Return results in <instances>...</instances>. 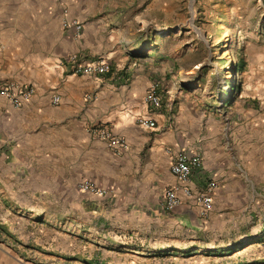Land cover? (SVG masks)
<instances>
[{
	"label": "crops",
	"instance_id": "crops-1",
	"mask_svg": "<svg viewBox=\"0 0 264 264\" xmlns=\"http://www.w3.org/2000/svg\"><path fill=\"white\" fill-rule=\"evenodd\" d=\"M96 6L92 0H0V83L36 87L20 107L0 97V201H26L10 191L21 187L31 201L61 203V213L30 212L63 219L68 234L100 236L102 247L125 255L112 264H264L257 233L231 239L239 228L232 233L224 226L233 218L226 219L230 209L244 200L245 185L216 143L214 117L191 97V79L183 74L189 67L180 65V78L167 80L166 53L157 42L144 60H128L127 46L142 41L131 39L127 20L96 14ZM70 56L106 59L111 70L75 73ZM155 83L160 107L144 101ZM237 105L228 135L241 147L247 115L262 110L264 122V69ZM141 116L156 127L138 124ZM96 126L125 138L128 147L115 154L92 134ZM181 152L202 158L188 184L192 191H204L210 179L217 183L207 218L196 199L183 194L180 206L162 208L166 191L178 185L171 165ZM84 182L105 193L84 190ZM29 263L17 248L0 246V264Z\"/></svg>",
	"mask_w": 264,
	"mask_h": 264
},
{
	"label": "rangeland",
	"instance_id": "rangeland-1",
	"mask_svg": "<svg viewBox=\"0 0 264 264\" xmlns=\"http://www.w3.org/2000/svg\"><path fill=\"white\" fill-rule=\"evenodd\" d=\"M92 2L97 3L96 14L107 12L118 20H127L131 39L142 41L127 46L128 60H144L152 54L153 44L157 42L159 49L166 53L167 80L180 78L175 76L180 65L189 67L183 74L191 79L186 84L191 97L200 100L208 118L214 117L218 124L216 143L225 150L224 159L230 158L226 163L229 169L232 167V174L245 185L244 200L230 209L226 219L233 218L224 226H232V233L239 228L240 233H233L231 239L257 233L258 240H262L259 250L264 261V122L258 116L262 110L247 115L245 145L236 147L237 141L228 135L232 127L228 118H233L240 94L244 96L252 89L264 69V0ZM229 100L231 105L225 107ZM10 191L23 194L20 198L26 201H0V246L17 248L24 262L112 264L125 261L123 253L102 247L100 236L68 234L63 219H43V214L30 212L61 213V203L36 198L31 201L33 197L21 187Z\"/></svg>",
	"mask_w": 264,
	"mask_h": 264
},
{
	"label": "built area",
	"instance_id": "built-area-1",
	"mask_svg": "<svg viewBox=\"0 0 264 264\" xmlns=\"http://www.w3.org/2000/svg\"><path fill=\"white\" fill-rule=\"evenodd\" d=\"M72 24L81 30L83 25L77 21ZM3 50V46L0 44V52ZM71 70L75 73H83L88 75H99L110 72L111 66L108 60L99 59L94 61H80L77 56H70L68 58ZM158 85L152 84L150 90L145 96V103L154 107H160L162 98L157 91ZM36 92V87L32 84L17 83V82H1L0 83V97H4L11 101L15 107H20L24 101L29 100ZM60 101V96L55 94L53 96V102L57 104ZM141 126H147L150 128L156 127L154 120L147 117H139L137 120ZM90 131L98 138L103 139L108 148L115 154L119 155L128 147V143L125 138L114 135L105 126L91 127ZM202 165V158L199 153L187 154L181 152L177 154L171 165L172 174L176 177L178 185L168 189L165 193L162 208L166 211H171L175 207L182 204V195L186 197H193L201 206V214L205 218L209 217L213 200L214 190L216 188V181L213 179L208 180L206 188L202 192H194L189 187V181L194 168H199ZM84 190H91L98 194L105 193V190L97 188L93 183L84 182L82 184Z\"/></svg>",
	"mask_w": 264,
	"mask_h": 264
},
{
	"label": "bare ground",
	"instance_id": "bare-ground-1",
	"mask_svg": "<svg viewBox=\"0 0 264 264\" xmlns=\"http://www.w3.org/2000/svg\"><path fill=\"white\" fill-rule=\"evenodd\" d=\"M162 32H164V31H162ZM201 36H203V33L201 34ZM241 43L243 44L242 40H241Z\"/></svg>",
	"mask_w": 264,
	"mask_h": 264
},
{
	"label": "trees",
	"instance_id": "trees-1",
	"mask_svg": "<svg viewBox=\"0 0 264 264\" xmlns=\"http://www.w3.org/2000/svg\"><path fill=\"white\" fill-rule=\"evenodd\" d=\"M227 104H229V103H227Z\"/></svg>",
	"mask_w": 264,
	"mask_h": 264
}]
</instances>
